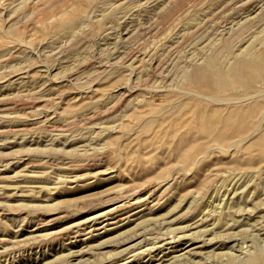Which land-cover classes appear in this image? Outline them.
Wrapping results in <instances>:
<instances>
[{
	"label": "rangeland",
	"instance_id": "374dc122",
	"mask_svg": "<svg viewBox=\"0 0 264 264\" xmlns=\"http://www.w3.org/2000/svg\"><path fill=\"white\" fill-rule=\"evenodd\" d=\"M214 37L217 60L264 56V0H0V264H141L168 241L193 249L166 264H242L264 243L263 118L217 147L197 120L263 105L264 66L184 79Z\"/></svg>",
	"mask_w": 264,
	"mask_h": 264
},
{
	"label": "bare ground",
	"instance_id": "6f19581e",
	"mask_svg": "<svg viewBox=\"0 0 264 264\" xmlns=\"http://www.w3.org/2000/svg\"><path fill=\"white\" fill-rule=\"evenodd\" d=\"M87 18V17H86ZM239 19H241V18H239ZM244 19V18H243ZM85 21V18H83L82 19V22H84ZM243 21V20H242ZM81 22V23H82ZM241 22V21H240ZM80 23V24H81ZM74 24L76 25L77 24V20H75L74 21ZM74 24L71 22L70 24H68L69 25V27H70V29L68 30V31H70L73 27H74ZM79 24V25H80ZM79 25L78 26H76L75 27V29L77 28V27H79ZM75 29H74V31H75ZM219 37V36H218ZM218 37H214L215 38V40H211V41H209L208 42V44H206V47L208 46V53L207 52H201L200 53V58L202 59L201 61L200 60H196L197 62H201V64L200 63H197V64H195L194 63V65H192V67L194 66V71H188V72H185V76L187 77V78H184L183 76V78L184 79H189V82H195V80H197V78L198 79H200V77H205V79H206V77H211L212 79L214 78L215 79V81L219 84V85H222V86H225V85H227V83L230 81V79L235 75V74H238V73H240V72H242V71H240V69H239V66H234V62L235 61H240V63H242V62H245L246 64H247V69L248 68H250V67H248V65H251V66H253V67H255V68H257V69H259V68H261L262 66H264V56H262V57H260L259 59L258 58H255V59H253V60H250L251 59V57L248 59V60H244V58H242L243 60H232V58L233 57H231V55L230 56H226V57H224L223 59H221V60H217L216 59V56H215V54L213 53V47L215 46V41L217 40V38ZM220 38V37H219ZM209 40V39H208ZM205 46V45H204ZM203 48V47H202ZM204 51H206V50H204ZM198 54V53H197ZM233 54V53H232ZM246 54H248L249 55V52H247ZM245 54V55H246ZM199 55V54H198ZM197 55V56H198ZM225 56V55H224ZM248 57V56H247ZM196 58V56L195 57H193V58H191V60L193 61L194 59ZM191 60H189L188 62H190ZM186 61V60H185ZM195 61V62H196ZM187 62V63H188ZM244 63V64H245ZM191 64H193V62L191 63ZM245 64V65H246ZM244 65V66H245ZM243 66V67H244ZM193 69V68H192ZM244 70V69H243ZM249 70V69H248ZM247 71V70H246ZM194 78H196V79H194ZM190 79L192 80V79H194L193 81H190ZM208 79L209 78H207V83H211V82H208ZM22 80V79H21ZM27 80V79H26ZM203 81H205L204 80V78L202 79ZM199 81H201V79L199 80ZM198 81V82H199ZM25 82H29V81H22V83H25ZM32 82V81H31ZM30 82V83H31ZM202 82V81H201ZM19 83H21V81L19 82ZM206 83V84H207ZM234 83V82H233ZM203 85L205 86V83H203ZM207 85H209V84H207ZM217 85V84H216ZM202 86V85H201ZM201 86H199L198 85V87H200L201 88ZM209 86H213V85H209ZM203 87V86H202ZM221 87V86H220ZM228 87V86H227ZM196 88V87H195ZM205 88V87H204ZM260 90L261 89H259L258 91L256 90V92L255 93H261V95H262V93H264V91L263 92H260ZM195 92V91H194ZM191 93H192V91H191ZM197 93V92H196ZM249 93H250V95L249 96H251L252 94H251V91H249ZM252 93H254L253 91H252ZM190 94V93H189ZM194 94V93H193ZM244 94V93H243ZM248 94V93H247ZM196 95V94H195ZM238 96H239V93L237 94ZM255 95V94H254ZM256 95H258V94H256ZM203 96V95H202ZM205 96V95H204ZM232 96V95H231ZM235 96H236V94H235ZM245 96V95H244ZM248 96V97H249ZM259 96V95H258ZM190 97H192V96H190ZM205 97H207V95L205 96ZM248 97H244L245 98V100L248 98ZM254 97V96H253ZM202 98V97H201ZM204 98V97H203ZM218 98V97H217ZM239 98H241V97H239ZM238 98V99H239ZM243 98V99H244ZM250 98V97H249ZM248 98V99H249ZM196 99V98H195ZM207 99V98H206ZM209 99V98H208ZM215 99V98H214ZM237 99V100H238ZM251 99H252V97H251ZM197 100V99H196ZM218 100L220 101V103H223L224 105H226V106H228L229 108L225 111V109L223 110V111H225V112H221V110H220V108H218V107H223V105L222 106H220L218 103V101L215 99V101H217V102H215V103H217L218 105V107L215 105V107L216 108H214V109H211V111H210V113H209V111H207V113H203V112H200L199 110V113H197L198 114V117H197V120H198V122L200 123V126H202L204 129H205V132H206V134H205V136L210 140V142H211V145L213 146V147H217L216 145H218V144H220V142L222 141V140H229V144H236V141L238 140V139H240V138H245L247 135H245V134H248V133H246L247 131H246V129H247V127H248V125H249V123H251V122H253V121H260V119L261 118H263V121H264V104L262 105V103H261V101H256V102H258L260 105H261V108H262V110L260 109V105L259 104H256L255 103V105L253 104L252 106H247L248 105V103H247V105H243V102L239 99V101H241L239 104H235V103H237V102H235V100L233 101V100H231L229 97L228 98H222V97H220L219 96V98H218ZM254 101L256 100V97H255V99H253ZM202 101H206V100H202ZM249 101H250V99H249ZM193 102H194V98H193ZM195 102H198V101H195ZM194 102V103H195ZM181 103L183 104L184 103V101H181ZM188 103V102H187ZM186 103V104H187ZM193 103V104H194ZM198 103H200V102H198ZM208 103H209V101H208ZM251 103H253V102H251ZM251 103L249 104V105H251ZM185 104V105H186ZM246 104V103H245ZM181 105V104H180ZM179 105V107H181ZM185 105H184V107H185ZM188 105V104H187ZM196 105H198V104H196ZM195 105V106H196ZM211 105H213V104H211ZM203 106H205V105H203ZM225 106V107H226ZM263 106V107H262ZM190 107V106H189ZM198 107V106H197ZM186 108V107H185ZM194 109H195V107H193ZM202 108V107H201ZM213 108V107H212ZM197 109V108H196ZM198 109H200V108H198ZM208 109V108H207ZM206 109V110H207ZM260 109V110H259ZM186 110L189 112L191 109H189L188 110V108H186ZM191 112V111H190ZM189 112V113H190ZM258 113H261V115H259ZM178 115V114H177ZM183 114L181 113V115L180 116H182ZM176 116V115H175ZM190 116V115H189ZM195 117V118H196ZM193 118H194V115H193ZM166 119V118H165ZM168 119V118H167ZM176 119H178V118H176ZM175 119V120H176ZM184 119V118H183ZM183 119H182V121H183ZM174 120V119H173ZM172 120V121H173ZM164 121V120H163ZM170 121V120H169ZM190 121H191V119H190ZM165 122V121H164ZM177 122V121H176ZM254 124V123H253ZM256 124V123H255ZM258 125L260 124V122L259 123H257ZM257 124L255 125V126H257ZM176 125V124H175ZM175 125H174V122H173V126H174V128H175ZM180 125V124H179ZM196 125V124H195ZM254 126V125H253ZM253 126H251L252 128H253ZM254 126V128L253 129H255V130H257L256 129V127ZM164 127V126H163ZM258 127V126H257ZM173 128V127H172ZM180 128V127H179ZM251 128V129H252ZM178 129V128H177ZM176 129V130H177ZM162 130V129H161ZM160 130V131H161ZM163 130H165V129H163ZM163 130H162V132H163ZM167 130V129H166ZM179 130V129H178ZM228 130H230V131H228ZM173 131V130H172ZM242 131H246V132H244L245 134H243L242 136H240V138H234V136H236L237 134H239V133H241ZM168 132H170V130L168 131ZM167 132V133H168ZM204 132V133H205ZM166 133V132H165ZM178 133V132H177ZM179 133H180V131H179ZM243 133V132H242ZM162 135H164V133L162 134ZM170 136V135H169ZM203 136H204V134H203ZM163 137V136H162ZM199 137H201L202 138V136H199ZM236 137H239V135H237ZM179 138H181V137H179ZM171 139H172V137H171ZM171 139H169V140H171ZM182 139V138H181ZM184 139V138H183ZM183 139H182V141H183ZM185 139H187V138H185ZM184 139V140H185ZM262 139V138H261ZM168 140V139H167ZM169 140H168V142H169ZM187 140H189V139H187ZM263 140V139H262ZM177 141V140H176ZM168 142H166V143H168ZM175 142V141H174ZM189 142V141H188ZM188 142H186V144H188ZM176 143V142H175ZM174 144V143H173ZM172 144V145H173ZM186 144H185V146H186ZM190 144V143H189ZM258 143H256V145H257ZM262 144V143H261ZM180 145V144H179ZM254 145H255V143H254ZM259 146H260V144H259ZM263 146H264V143H263ZM174 149H175V147H173ZM176 149H177V147H176ZM190 149V148H189ZM208 149V148H207ZM209 149H211V148H209ZM208 149V150H209ZM179 150H180V148H179ZM183 150V149H182ZM181 151V150H180ZM209 151H211V150H209ZM199 153H202V152H199ZM199 153H197L198 154V156H199ZM205 153H208V151H206ZM202 154H204V153H202ZM201 154V155H202ZM177 155V154H176ZM184 158L185 159H188L189 157H190V155L192 156L193 154H190V152L189 151H187L186 150V152H184ZM196 155V154H195ZM182 156V155H181ZM197 156V155H196ZM195 156V157H196ZM197 156V157H198ZM205 157V156H204ZM194 158V157H193ZM192 158V159H193ZM196 160H198V159H196ZM195 160V161H196ZM194 161V162H195ZM190 163V162H189ZM193 165H194V163H193ZM191 167H192V165H191ZM260 167L261 168H263L264 167V164H262V165H260ZM192 168H190V170H191ZM23 177H25L27 180L28 179H30V174H28V173H26V172H24L23 173ZM250 186V185H249ZM247 190V189H246ZM241 192V191H240ZM237 194V193H236ZM239 194V193H238ZM241 194V193H240ZM229 196V195H228ZM235 200H236V198H235ZM239 199H237V201H238ZM126 201V200H125ZM138 201V200H137ZM236 201V202H237ZM131 202H135V201H131ZM130 202V203H131ZM139 202V201H138ZM141 202V201H140ZM186 202V201H185ZM129 203V204H130ZM238 203H239V201H238ZM141 204V203H140ZM128 205V204H127ZM139 205V204H138ZM130 206V205H129ZM132 206V205H131ZM141 206V205H140ZM139 206V207H140ZM226 207H227V205H225ZM133 207V206H132ZM145 207V206H144ZM143 207V208H144ZM237 207V204L234 202L233 203V206H232V208H236ZM239 207H240V205H239ZM260 207V206H259ZM135 208V207H134ZM133 208V209H134ZM147 208V207H146ZM209 208H211V207H208V209ZM228 208H229V206H228ZM228 208H226V209H228ZM231 208V207H230ZM238 208V207H237ZM127 209V208H126ZM132 209V208H131ZM206 209V208H205ZM212 209V208H211ZM125 210V209H124ZM230 210V209H229ZM232 210V209H231ZM129 211V210H128ZM139 211V210H138ZM141 211V210H140ZM139 211V212H140ZM204 211V210H203ZM206 211L207 210H205V213H206ZM233 211V210H232ZM113 212V211H112ZM115 212V211H114ZM122 212H124V211H122ZM134 212H136V211H134ZM211 212H212V210H211ZM228 211L226 210V213H227ZM231 211H229V213H230ZM234 212V211H233ZM246 213H247V211H245ZM257 212V211H256ZM119 213V212H118ZM127 213V212H126ZM132 213V212H131ZM201 213V212H200ZM205 213H204V215H205ZM209 213V212H208ZM213 213V212H212ZM226 213H224L223 212V214H226ZM236 213V212H235ZM258 213V212H257ZM109 214H110V212H109ZM116 214V213H115ZM123 214V213H122ZM108 215V214H107ZM114 214H112V216H113ZM135 214H133V216H134ZM198 215H200L199 213H198ZM203 215V216H204ZM208 215H212V214H208ZM227 215V214H226ZM225 215V216H226ZM229 215V214H228ZM227 215V216H228ZM247 215V214H246ZM245 215V216H246ZM256 215V214H255ZM108 216H110V215H108ZM126 216V215H125ZM223 216V215H222ZM244 216V217H245ZM124 217V216H123ZM129 217H132V216H126V220L127 219H129ZM205 217V216H204ZM208 217V216H207ZM256 217V216H255ZM111 218H113V217H111ZM121 218V217H120ZM133 218H135V217H133ZM132 218V219H133ZM192 217H190V219H191ZM245 218H248V216L247 217H245ZM108 219V218H107ZM110 219V218H109ZM117 219V218H116ZM131 219V218H130ZM254 219H256V218H253L252 220L254 221ZM99 220V219H98ZM105 220V219H104ZM103 220V221H104ZM121 220H123V219H121ZM120 220V221H121ZM167 220V219H166ZM171 220V219H170ZM235 220H237V219H235ZM106 221H108V220H106ZM105 221V222H106ZM129 221V220H128ZM242 221V220H241ZM95 222V221H94ZM100 222V221H99ZM110 222V221H109ZM231 222V221H230ZM233 222H235V221H233ZM232 222V225H234V223ZM237 222V221H236ZM239 222L240 221H238L237 222V224H238V226H239ZM243 222H244V220H243ZM255 223H256V221H254ZM264 222V221H263ZM85 223V222H84ZM110 223H112L113 225H114V227L116 226V223H118V221L116 220V221H111ZM122 223H124V222H122ZM121 223V224H122ZM100 224H101V222H100ZM105 224V223H104ZM104 224H102V225H104ZM111 224V225H112ZM119 224V223H118ZM192 224H194V223H192ZM197 224V223H196ZM228 224V223H227ZM261 224V223H260ZM84 225H88V223H86V224H84ZM94 225V224H93ZM108 225V224H107ZM110 225V226H111ZM112 225V226H113ZM166 225V224H165ZM164 225V226H165ZM231 224H229V227H227L228 229L232 226H230ZM241 225V224H240ZM258 225H259V223H258ZM30 226V225H29ZM35 226V225H34ZM90 226H91V224H90ZM98 226H99V224H98ZM101 226V225H100ZM109 227V228H113V227ZM168 226V225H167ZM187 226H188V224H187ZM250 226V225H249ZM252 226V225H251ZM260 226H262V225H260ZM33 227V226H32ZM83 227V226H82ZM81 227V228H82ZM103 227H107V226H103ZM194 227V226H193ZM234 227V226H233ZM30 228V227H29ZM84 228H85V226H84ZM83 228V229H84ZM98 228V227H97ZM190 228H191V226H190ZM199 228V227H198ZM225 228V227H224ZM251 228V227H250ZM254 228V227H253ZM252 228V229H253ZM31 229V228H30ZM77 229H78V227H77ZM89 229V228H88ZM91 229V228H90ZM106 229V228H105ZM107 229H108V227H107ZM209 229V228H208ZM214 229H216V228H214ZM256 229V228H255ZM254 229V230H255ZM32 230V229H31ZM96 230H98V229H96ZM113 230V229H112ZM174 230V229H173ZM200 230V229H199ZM258 230H260L259 228H258ZM262 230H264L263 229V227H262ZM86 231H87V228H86ZM86 231H85V233L84 232H82V231H79V233L81 234V232L82 233H84V234H87L86 233ZM92 230H90V232H91ZM109 231V230H108ZM141 231H143V230H141ZM145 231V230H144ZM165 231V230H164ZM172 231V230H171ZM170 231V232H171ZM176 231V230H175ZM217 231V230H216ZM225 231V230H224ZM223 231V232H224ZM234 231V230H233ZM256 231H257V229H256ZM99 232H100V230H99ZM178 232L180 233V231L178 230ZM187 232V231H186ZM222 232V233H223ZM241 232H245V230L244 231H241ZM29 233H31V232H29ZM77 233H78V231H77ZM78 233V234H79ZM143 233V232H142ZM175 233V232H174ZM177 233V232H176ZM230 233H232V232H230ZM246 233V232H245ZM257 233H258V231H257ZM32 234V233H31ZM29 235V236H32V235ZM39 234V233H38ZM83 234V235H84ZM89 234V233H88ZM91 234V233H90ZM98 234V233H97ZM145 234V233H144ZM171 234V233H170ZM217 234H219L218 232H217ZM233 234H237V233H233ZM242 234V233H241ZM263 234V233H262ZM261 234V235H262ZM41 235V234H40ZM140 235V234H139ZM209 235H212L211 234V232H209ZM225 235H226V233H225ZM232 235V234H231ZM258 235H260L259 233H258ZM28 236V235H27ZM28 236V237H29ZM89 236V235H88ZM95 236V235H94ZM100 236V235H99ZM114 237L116 236L117 237V234L116 235H113ZM147 236V235H146ZM166 236V235H165ZM174 236H175V234H174ZM177 236V235H176ZM193 236V235H192ZM198 236V235H197ZM206 236V235H205ZM234 236V235H233ZM233 236L231 237V238H233ZM236 236V235H235ZM234 236V237H235ZM101 237V236H100ZM110 237V236H109ZM113 237V238H114ZM135 237V236H134ZM183 237H185V236H183ZM225 237V236H224ZM224 237H221V238H224ZM84 238V237H83ZM82 238V239H83ZM108 238V237H107ZM113 238H111V240H109V241H111V242H113ZM161 238V237H160ZM169 238H170V236H169ZM220 238V237H219ZM218 238V239H219ZM230 238V237H229ZM230 238V239H231ZM236 238V237H235ZM261 238V237H260ZM85 239V238H84ZM106 239V238H105ZM104 239V240H105ZM150 239L152 240V238L150 237ZM156 239H158V238H156ZM164 239V238H163ZM168 239V238H167ZM183 239V238H182ZM262 239H264V237L262 238ZM261 239V240H262ZM140 240V239H139ZM146 240H148V239H146ZM153 240H155V239H153ZM158 240H160V239H158ZM217 240V239H216ZM223 240H225V239H223ZM226 240H229V239H226ZM103 241V240H102ZM108 241V240H107ZM118 241V240H117ZM120 241V240H119ZM145 241V240H144ZM162 241V240H161ZM174 241V240H173ZM176 241V240H175ZM187 241V240H186ZM195 241H196V239H195ZM220 241V240H219ZM222 241V240H221ZM99 242H101V241H99ZM122 242V241H121ZM127 242V241H126ZM140 242H143V240L142 241H140ZM140 242H135L133 245H138V244H140ZM148 242H150V241H148ZM152 242V241H151ZM156 242H157V240H156ZM182 242V241H181ZM185 242V241H184ZM212 242V241H211ZM225 242V241H224ZM224 242H222V243H224ZM238 244H239V242L238 241H236ZM105 243H106V241H105ZM108 243V242H107ZM106 243V244H107ZM110 243V242H109ZM145 243V242H144ZM147 243V242H146ZM153 243V242H152ZM159 243H161V242H159ZM158 243V244H159ZM168 244H169V246H166V250H164L165 252H163V253H161V254H154V255H150L148 258L147 257H145V258H147L146 260H144V261H142L141 262V264H162L163 263V261H164V263L166 264V263H168V262H165V261H167V260H169V259H171V258H174V257H177V258H179V256L180 255H183V254H187V253H191V251H192V249H193V247H191V248H188V249H185L186 247H188V245L191 243H189V244H186V245H184V246H182V243H180V244H174V242H173V244L170 242V241H168L167 242ZM204 243V242H203ZM207 243V242H206ZM209 243V242H208ZM233 243V245L235 246V242L233 241L232 242ZM235 243V244H234ZM99 244V243H98ZM97 244V245H98ZM101 244V243H100ZM105 244V245H106ZM114 244V243H113ZM117 244H118V242H117ZM122 244V243H121ZM128 244V243H127ZM151 244V243H150ZM149 244V245H150ZM167 244V245H168ZM214 244V243H213ZM212 244V245H213ZM215 244H217V243H215ZM101 245H103V244H101ZM100 245V246H101ZM110 245V244H109ZM115 245V244H114ZM123 245V244H122ZM121 245V246H122ZM144 245V244H143ZM146 245V244H145ZM207 245H209V244H207ZM219 245V244H218ZM222 245V244H221ZM228 245H232L231 243L229 244L228 243ZM233 245H232V247H233ZM85 245H83V247H84ZM87 246V245H86ZM85 246V247H86ZM140 246V245H139ZM147 247H148V243H147V245H146ZM145 246V247H146ZM165 245L163 244V247H164ZM204 246V244L202 245V247ZM217 246V245H216ZM77 247V246H76ZM79 247V246H78ZM77 247V248H78ZM89 247V246H88ZM117 247V246H116ZM123 247V246H122ZM126 247V246H125ZM132 247V245H130V246H128V247H126V248H131ZM152 247V246H151ZM218 247V246H217ZM70 248H72V246L70 247ZM90 248V247H89ZM98 248V247H97ZM119 248V247H118ZM135 248H136V246H135ZM141 248V247H140ZM148 248H150V247H148ZM213 248V247H212ZM72 249H75V248H72ZM79 249V248H78ZM78 249H77V251H78ZM83 249V248H82ZM82 249H79V250H81L80 252H82ZM91 249V248H90ZM104 249V248H103ZM102 249V250H103ZM114 249H116V248H114ZM124 249V248H123ZM143 249V247L140 249V250H142ZM185 249V250H184ZM199 249V248H198ZM203 249V248H202ZM231 249V248H230ZM235 249H237L236 247H235ZM238 249H240L239 247H238ZM70 250V249H69ZM76 250V249H75ZM85 250V248L83 249V251ZM97 250H99V252H101L100 251V249H97ZM125 250V249H124ZM129 250V249H128ZM131 250H132V248H131ZM135 250V249H134ZM137 250H138V248H137ZM143 250H145V249H143ZM142 250V251H143ZM163 250V249H162ZM206 250H208V249H206ZM212 250V249H211ZM211 250L209 251V252H211ZM234 250V249H233ZM88 251H91L92 252V250H88ZM88 251H86V252H88ZM105 251V250H104ZM112 251V250H111ZM114 251H116V250H114ZM136 251V250H135ZM139 251V250H138ZM159 251H161V250H159ZM241 251H243V250H241ZM79 252V251H78ZM77 252V253H78ZM95 252H96V250H95ZM106 252V251H105ZM121 252V251H120ZM122 252H123V250H122ZM128 252V251H127ZM140 252V251H139ZM138 252V254L140 255V253ZM147 252H148V250H147ZM147 252H145V253H147ZM205 252V251H204ZM239 252V251H238ZM244 252V251H243ZM242 252V253H243ZM69 253H72V251L70 250L69 251ZM74 253V252H73ZM104 253V252H103ZM110 254L111 255V253H110V251H107L105 254V256H107V254ZM114 252H112V254H113ZM115 253H117V251L115 252ZM125 253H126V251H125ZM129 253V252H128ZM131 253V252H130ZM132 253H133V251H132ZM131 253V254H132ZM149 253V252H148ZM147 253V254H148ZM75 254V253H74ZM98 254V253H97ZM102 254V253H101ZM122 254V253H121ZM124 254V253H123ZM127 254V253H126ZM130 254V255H131ZM152 254V253H151ZM198 254V253H197ZM196 254V255H197ZM67 255V254H66ZM70 255V254H69ZM80 255H82V254H80ZM118 255V254H117ZM119 255H120V253H119ZM141 255H143V254H141ZM194 255H195V253H194ZM201 255V254H200ZM231 255H233V253L231 254ZM84 256H87V255H83L82 257L84 258H82V257H80L83 261L85 260V257ZM105 256L103 257V260L104 259H106L105 258ZM113 256V255H112ZM114 256H115V254H114ZM124 256V255H123ZM135 257L136 256H138V255H134ZM206 256V255H205ZM248 256V255H247ZM60 257H62V255L60 256ZM59 257V258H60ZM89 257V256H88ZM101 257V258H102ZM119 257V256H118ZM117 257V258H118ZM126 257V259L122 262V263H119V264H129L130 262H131V260L133 259H130V257H127V256H125ZM124 257V258H125ZM184 257L185 256H183L182 258L184 259ZM68 258V257H67ZM66 258V259H67ZM87 258V257H86ZM108 258H110V257H108ZM107 258V259H108ZM119 258H121V257H119ZM139 258V257H138ZM176 258V259H177ZM88 259V258H87ZM114 259L116 260V257H114ZM144 259V258H143ZM190 259H192V258H190ZM230 259V258H229ZM236 259H237V257H236ZM240 259V258H239ZM77 260V259H76ZM78 260H80L79 259V257H78ZM102 260V259H101ZM100 260V261H101ZM121 260V259H120ZM178 260H181V259H177V261ZM67 261V260H66ZM70 261V260H69ZM83 261H82V264H83ZM118 261V260H117ZM122 261V260H121ZM134 261V260H133ZM238 261V260H237ZM242 261V264H264V243H262L261 245H257V246H255L254 247V250L252 251V253L248 256V257H245V259H243V260H241ZM72 262V261H71ZM70 262V263H71ZM76 262V261H75ZM74 262V263H75ZM97 262H98V260H97ZM110 262V261H109ZM73 263V264H74ZM78 263V262H77ZM76 263V264H77ZM81 262H79V264H80ZM106 263V262H105ZM116 263V262H115ZM115 263H113V264H115ZM171 263V262H170ZM107 264V263H106ZM136 264V263H135ZM138 264V263H137ZM174 264V263H173ZM208 264V263H207ZM228 264H239V262H235V260H233V258H231L230 260H229V262H228Z\"/></svg>",
	"mask_w": 264,
	"mask_h": 264
}]
</instances>
